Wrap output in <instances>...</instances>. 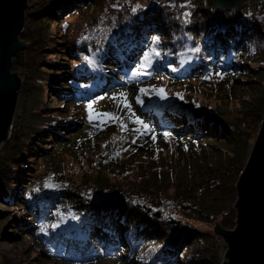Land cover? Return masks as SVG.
<instances>
[{
    "label": "trees",
    "instance_id": "trees-1",
    "mask_svg": "<svg viewBox=\"0 0 264 264\" xmlns=\"http://www.w3.org/2000/svg\"><path fill=\"white\" fill-rule=\"evenodd\" d=\"M55 1L60 3L56 10H38L42 14L41 24L48 30L46 37L39 27L23 28L20 33L26 46L13 63L17 68H27V83H43L42 78L33 75L36 71L47 72L49 66L42 64H51V72L58 75L65 88L56 90L55 96L67 99L70 106L82 108L87 101L125 92L148 126L147 130L157 132L158 136L168 133L187 142L203 141L209 138L206 131H211L222 137L221 140L232 141L234 147L233 139L240 137L248 141L249 135L256 139L264 114L229 112V117L208 116L199 113L198 104L204 99L202 96L209 97L211 88L217 90L216 81L232 83L231 76L255 78L258 75L260 81L264 78V0H260L256 9L251 8V0H242L234 9H219L214 0ZM153 37L159 40L154 42ZM153 49L159 55L153 53L149 66L142 67L144 53ZM39 57L47 62L39 61ZM256 68L259 74L251 75L250 70ZM163 85L170 88L164 97L172 100L158 107L151 102V97ZM141 88L148 91L141 92ZM191 92L194 96L189 108L175 101L185 100ZM59 111L75 112L70 108L64 110L63 106ZM59 116L30 138L14 124L4 144L7 165L14 174L11 183L26 181L22 183L25 186L19 187L24 192L23 207L18 209L22 213L16 215L19 230L24 233L21 223L26 221L22 216L29 211L34 224L26 229L44 242L49 251L58 257L65 255L67 260L71 257L78 261L93 259L97 250L92 243L97 242L109 256L115 248L129 244L122 251L130 263H200L199 255L190 246L200 235L209 232L195 225L196 220L188 214L192 210L189 197L177 199L176 194L182 196L179 192L167 197L161 192L150 193L145 189L143 177L129 172L108 178L96 163H90L74 178L57 174L58 177L53 175L47 179L41 172L26 178V171L34 163L33 156L46 159L52 155V149L63 147L61 130L78 136L81 130L76 129L78 125ZM182 124L188 127L179 128ZM189 129L196 135H190ZM178 130L181 136L174 134ZM226 152L229 153L228 148ZM10 158L15 161L8 163ZM4 162L2 155L0 167ZM239 167L227 165L224 170L227 174L235 170L239 177L243 170ZM103 176L114 181L109 185L101 183ZM197 186L189 189L195 190ZM195 193L200 199L203 191L197 192L200 195ZM199 206L198 200L197 209H201ZM131 210L140 220L129 224L127 217ZM227 213L232 216L233 208L216 214L204 211L203 222H199L213 223L222 215V226L234 228L235 222ZM82 228L86 239L78 234ZM176 238L181 239L179 245Z\"/></svg>",
    "mask_w": 264,
    "mask_h": 264
},
{
    "label": "rangeland",
    "instance_id": "rangeland-1",
    "mask_svg": "<svg viewBox=\"0 0 264 264\" xmlns=\"http://www.w3.org/2000/svg\"><path fill=\"white\" fill-rule=\"evenodd\" d=\"M259 3L260 0H251V8L256 9ZM59 5L60 3L55 0H28L24 28L39 27L43 29V35L46 37L48 30L41 24L42 14L38 10L54 11ZM22 51L13 59L18 57ZM45 54L50 55V52ZM38 60L47 62L43 57H39ZM42 65L49 66L47 72L36 71L33 76L42 78L43 83L29 84L25 76V73L28 72L27 68L23 66L17 68L14 63L12 64L11 71L17 73L21 82L12 128L14 124H18L22 128L24 136L30 138L32 134L40 133L43 126L50 125L54 119H57L56 115L60 114L59 119H67L76 123L78 125L76 129H81L79 133L85 128L88 129L82 133L83 135L78 133V136L61 130L60 133L64 137L63 147L52 149L50 152L52 155L46 159L38 155L33 156L34 163L30 165L32 169L26 171V178L30 179L32 175H39L40 172L42 175L46 174L47 179L53 175L74 178L75 175H81L80 171L86 170L90 163L100 165V170L108 178L134 172L139 177H143L144 185H147L145 189L150 193L161 192L167 197L170 196V193L179 192L182 196L176 194L177 199L189 197V208L192 210L188 214L196 220V226L209 232L200 235V238H197L198 241L190 246L199 255L200 263L197 264H222L224 259H227L224 256L228 250L227 243L222 236L215 233V221L214 224L202 223V214L204 211L213 214L225 213L229 208H233L234 214L231 216L227 213V216L235 222L234 205L237 199L236 184L239 177L235 170L227 174L224 169L227 165L233 164L244 168L256 139H252L250 135L248 141H243L240 137L238 140L233 139L236 142L234 147L232 141L221 140L222 137L215 136L211 131H206L209 138L203 139V141L196 139V141L187 142L171 134L158 136L157 132L151 133L150 129L147 130L148 126L146 128L143 126L146 123L135 107L133 108V101L125 92L85 102L82 105L85 113L82 114L81 107L70 106V101L55 96L56 90H65V88L58 75L54 71L51 72L53 66L51 64ZM249 73L251 75L259 74L258 68L250 70ZM231 77L232 83L216 81L218 83L215 86H219L217 90L208 88L210 89L209 97L206 99L205 96H202L204 99L199 101L198 106L201 108L199 113H207L208 116L216 117L224 115L229 117L233 113L264 114V78L260 81L258 75L255 78ZM160 88H163L166 93H170L168 86L163 85L158 89ZM67 89L71 88L67 87ZM121 93L125 95L122 97ZM193 96L194 94L191 92L185 100L176 99L175 101L181 103L184 108H189L192 105ZM125 100L130 107L125 106ZM171 100L164 96L161 97L156 92L151 97V102L158 107ZM91 101H95V103L90 119L87 105ZM61 106L64 110L70 108L71 112H75L64 114L59 111ZM101 113H111L114 118L101 117L99 115ZM137 118L142 123H137ZM238 121L236 119V125H238ZM79 123L84 125H79ZM180 127L186 129L188 126L182 124ZM192 131L193 129H189L187 132L195 136L196 133H191ZM187 132L185 134H188ZM174 134L181 136V130L175 131ZM44 144L49 146V143L44 142ZM3 147L4 145L0 149V156L3 155L5 160L3 166L0 167V264H137L128 262V255L122 251L123 246L129 245L127 243L115 248L112 252L113 255L110 256L101 251L97 242L92 243L97 253L93 259L86 261H78L74 257L68 258V260L65 259V256L58 257L49 251L44 242L39 241L29 232V229H26L34 224L29 211H25L22 216L26 222L21 223L24 233L21 232L16 215L21 212L18 209L23 207L21 199L24 192L19 187L25 186L22 183L26 181L20 179L17 180L18 184L16 185L11 183L14 174L12 168L7 165ZM227 148L232 155L226 152ZM18 150H21V145ZM11 161H15V159H8V163ZM112 181L114 179L109 181L105 176L100 180L101 183L108 185ZM196 185H198L195 188L196 191L189 189ZM200 191L203 193L200 199H197L194 193L197 194ZM198 200L201 209L196 207ZM58 214L60 215L61 211H58ZM221 216L216 220L219 226L233 229L222 226L220 221L223 218ZM134 220L139 221L140 219L135 217L131 210L127 221L131 224ZM200 220L202 222H199ZM84 231L85 228H82L78 234L86 239L87 234ZM169 238L174 239L173 237ZM180 240L176 238L177 245L181 243Z\"/></svg>",
    "mask_w": 264,
    "mask_h": 264
},
{
    "label": "water",
    "instance_id": "water-1",
    "mask_svg": "<svg viewBox=\"0 0 264 264\" xmlns=\"http://www.w3.org/2000/svg\"><path fill=\"white\" fill-rule=\"evenodd\" d=\"M242 0H214L219 9H234ZM28 0H0V149L11 135L20 78L11 71L13 58L26 42L20 39ZM235 227L225 229L215 221V233L228 246L222 264H264V116L239 179ZM213 223V224H214Z\"/></svg>",
    "mask_w": 264,
    "mask_h": 264
},
{
    "label": "snow or ice",
    "instance_id": "snow-or-ice-1",
    "mask_svg": "<svg viewBox=\"0 0 264 264\" xmlns=\"http://www.w3.org/2000/svg\"><path fill=\"white\" fill-rule=\"evenodd\" d=\"M137 7H139V5H137ZM133 12L136 11V8H133L132 9ZM159 40V37H153V41H158ZM155 54V55H159L158 52L155 51V49H153L151 52H145L144 53V56H143V60H142V67H148V61H149V58L152 54ZM207 78V77H206ZM141 92H147L148 90L147 89H144V88H141L140 89ZM156 93L158 95H160L161 97H163L165 95V90L163 88H160V89H155ZM122 97L125 95L123 93L120 94ZM115 99V96L113 97ZM95 103V101H91L88 103L87 105V110L89 112V118L91 119L92 118V115H93V104ZM125 106L126 107H130L129 105H127V102L125 100ZM101 117H108V118H114L113 115L111 113H101L99 114ZM137 123H142L138 118L136 120ZM145 128L147 127V125H143ZM165 136L169 135L168 133H164ZM153 139H155V137L153 136Z\"/></svg>",
    "mask_w": 264,
    "mask_h": 264
},
{
    "label": "bare ground",
    "instance_id": "bare-ground-1",
    "mask_svg": "<svg viewBox=\"0 0 264 264\" xmlns=\"http://www.w3.org/2000/svg\"><path fill=\"white\" fill-rule=\"evenodd\" d=\"M65 256V255H64ZM66 257V256H65Z\"/></svg>",
    "mask_w": 264,
    "mask_h": 264
}]
</instances>
